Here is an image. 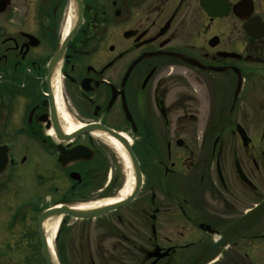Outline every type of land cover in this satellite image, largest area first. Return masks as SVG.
Returning a JSON list of instances; mask_svg holds the SVG:
<instances>
[{"label": "flooded vegetation", "instance_id": "obj_1", "mask_svg": "<svg viewBox=\"0 0 264 264\" xmlns=\"http://www.w3.org/2000/svg\"><path fill=\"white\" fill-rule=\"evenodd\" d=\"M119 136L139 193L54 264L88 220L87 264H264V0H0V264L119 194Z\"/></svg>", "mask_w": 264, "mask_h": 264}, {"label": "water", "instance_id": "obj_2", "mask_svg": "<svg viewBox=\"0 0 264 264\" xmlns=\"http://www.w3.org/2000/svg\"><path fill=\"white\" fill-rule=\"evenodd\" d=\"M119 137L121 138V136ZM120 143L124 147L127 153V156L131 163L132 170H133L134 177H135L134 188L132 192L130 193V195H128L126 198L116 203H111L108 205L94 207V208L86 209V210H79V209H76V207H56L46 212L41 217V221H44V219L46 220L48 217L55 216V215L56 216L71 215L75 218H93V217L100 216L104 213H107L113 209L122 207L128 204L129 202H131L137 196V194L139 193L141 189L143 176H142L140 163L137 157L135 156V154L132 152L131 147L128 144V142L121 138ZM43 244H44V249H45V258L50 264H54V260L56 261V258H54V256L50 252H48V248H49L48 239L46 238L43 239Z\"/></svg>", "mask_w": 264, "mask_h": 264}, {"label": "rangeland", "instance_id": "obj_3", "mask_svg": "<svg viewBox=\"0 0 264 264\" xmlns=\"http://www.w3.org/2000/svg\"><path fill=\"white\" fill-rule=\"evenodd\" d=\"M120 173L123 175L124 178V184L127 178V168L124 164V162H120ZM122 189V187H121ZM100 225L97 224L96 220H88V221H77L76 225L74 227L75 232H70L68 228L65 227L61 234H60V244L64 242L65 248L69 249V253L72 250V241H76V245L79 247L80 253L78 254H71L69 256H66L65 258H60L61 262H65V264H87V251L88 250H95L98 247V237L100 235V232L102 231ZM84 230L83 238H81V231ZM58 234V233H57ZM90 239V241L88 240ZM55 244V241H54ZM82 246V247H81Z\"/></svg>", "mask_w": 264, "mask_h": 264}, {"label": "bare ground", "instance_id": "obj_4", "mask_svg": "<svg viewBox=\"0 0 264 264\" xmlns=\"http://www.w3.org/2000/svg\"><path fill=\"white\" fill-rule=\"evenodd\" d=\"M111 143L121 154V156L123 158V162H124V164L128 170L126 182H125L122 190L115 197H112V198H109L106 200H102V201L82 204V205H79L78 207H76V209L86 210V209H91L94 207H100V206L108 205L111 203H116V202L121 201L124 198H126L132 192V190L134 188L135 177H134L132 166H131V163H130L129 158L127 156V153H126L124 147L120 143L116 142L115 140H111ZM61 221H62L61 216L55 215V216H50L44 222V229L46 230L49 247H50L53 255H54V253H53V247H52L53 246L52 240L54 239V237L57 234V231L61 225Z\"/></svg>", "mask_w": 264, "mask_h": 264}]
</instances>
